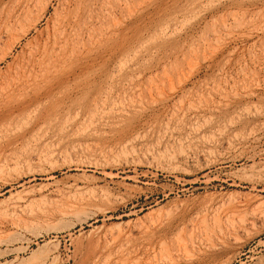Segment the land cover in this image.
Instances as JSON below:
<instances>
[{"label":"rangeland","instance_id":"obj_1","mask_svg":"<svg viewBox=\"0 0 264 264\" xmlns=\"http://www.w3.org/2000/svg\"><path fill=\"white\" fill-rule=\"evenodd\" d=\"M0 264H264V0H0Z\"/></svg>","mask_w":264,"mask_h":264},{"label":"bare ground","instance_id":"obj_2","mask_svg":"<svg viewBox=\"0 0 264 264\" xmlns=\"http://www.w3.org/2000/svg\"><path fill=\"white\" fill-rule=\"evenodd\" d=\"M84 189V187H80L78 184L71 185V191L64 195L66 200L59 207L57 214L61 217H76L78 219L81 215L87 214L88 208H97L100 199L94 194L88 195L84 193Z\"/></svg>","mask_w":264,"mask_h":264}]
</instances>
